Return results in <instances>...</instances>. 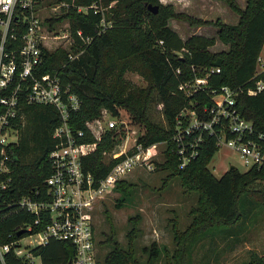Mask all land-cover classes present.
<instances>
[{
    "label": "trees",
    "instance_id": "trees-1",
    "mask_svg": "<svg viewBox=\"0 0 264 264\" xmlns=\"http://www.w3.org/2000/svg\"><path fill=\"white\" fill-rule=\"evenodd\" d=\"M62 1H67L69 6L44 23L54 28V22L68 21L74 43L69 50L44 48V61L37 73L58 76L64 86L80 96L81 108L69 117L73 130H85L82 140L94 141L86 122L98 117L103 108L113 115L123 108L146 128L137 143L143 147L165 143V167L172 176L181 179L186 190L199 193L191 223L185 230H174L173 253L167 248L159 250L154 243L142 248L147 256L142 259L135 245L138 219L130 217L127 245L120 244L112 229L99 243L110 247L103 259L98 255L99 264H191L188 255L193 244L208 231L220 228L223 238H238L245 228L236 232L233 227L243 219L248 220L256 202L264 206V189L260 183H264V164L245 171L236 167L218 177L208 166L219 149L217 136H206L195 159L181 167L173 135L182 110L193 109L205 119L208 117L205 108L212 103V96L223 86H230L239 89L235 107L242 117L252 122L255 129L252 138L264 149V89L257 94L248 93L249 89L256 88L259 80L264 81V74L256 76L258 58L264 47V0H246L244 6L238 0H222L238 15L236 23L203 20L160 0ZM150 4L159 6L158 13L150 11ZM171 19L185 20L193 26L213 24L217 31L215 35L192 33L184 38L170 25ZM78 30L83 36L92 37L89 46L78 36ZM22 32V29L16 30V38L9 35L7 50L21 44ZM218 42L227 48L212 50ZM70 55L75 57L71 59ZM213 68L221 71L210 74L203 89L191 94L179 89L184 82L207 76ZM125 71L143 75L147 86L132 85L123 78ZM154 108L164 117V125L156 120ZM23 110L25 123L21 126L18 142L11 147L13 154L8 162L12 183L9 189L0 191V238L11 231L17 234L19 231L15 229L26 220H32L22 208L7 205L6 201L31 194L34 189L45 190V179L52 172L49 155L56 144L53 132L61 123L59 112L51 105H25ZM119 141V134L106 132L96 152L83 159L84 170L93 175L95 185L122 158L108 159L104 155L105 151L112 152ZM132 185L121 180L115 190L128 194ZM243 196L254 199L250 205L245 198L251 208L245 213L241 207ZM41 229L43 225H37L34 231ZM33 252L43 264H72L75 257L74 244L68 240L50 239L46 245L36 246ZM6 261L7 264H31L14 254H8ZM243 264H264V254L253 252L250 260Z\"/></svg>",
    "mask_w": 264,
    "mask_h": 264
},
{
    "label": "built area",
    "instance_id": "built-area-1",
    "mask_svg": "<svg viewBox=\"0 0 264 264\" xmlns=\"http://www.w3.org/2000/svg\"><path fill=\"white\" fill-rule=\"evenodd\" d=\"M37 1L0 0V191L9 189L12 183L8 162L12 159L11 147L18 142L21 126L25 123L23 107L51 105L59 112L61 123L53 132L56 144L49 155L52 172L45 179V190L34 189L31 194L6 201L9 202L7 205L14 204L15 208H22L33 218L15 229L23 231L21 235L11 231L1 236L5 240L0 238V264H7L8 254L25 258L31 264H43L33 249L46 245L50 239L68 240L74 244L72 264H99L93 220L96 202L112 192L118 182L135 168L154 170V154L161 143L148 147L138 144V137H133L135 131L128 126L131 117L121 109L119 114L113 115L103 108L98 117L86 122L94 141L82 140L85 130H73L69 117L81 108L80 96L69 86H64L58 76L37 73L44 61L46 39L54 32L36 15ZM18 29L23 30L21 44L7 50L8 37L16 38ZM77 34L86 45L91 44L92 37L83 36L81 30ZM74 57L70 55L71 59ZM220 71V68H213L207 76L184 82L179 89L187 94L201 90L206 87L209 75ZM261 74H264L262 55L258 58L256 76ZM263 89L264 81L259 80L256 88L249 89L248 93L257 94ZM238 92L239 89L223 86L205 108L208 113L205 119L189 108L179 113L173 141L181 167L195 159L206 136H217L218 146L225 144L238 151L248 168L264 164V149L252 138L255 134L252 122L242 117L235 107ZM120 130L126 131L125 146L112 157L122 158L95 185L93 175L84 170L83 159L96 152L104 133L116 131L118 134ZM133 139L134 143L128 148ZM134 148L135 152L130 153L129 149ZM37 225H43V229L34 231ZM36 258L40 263H36Z\"/></svg>",
    "mask_w": 264,
    "mask_h": 264
},
{
    "label": "rangeland",
    "instance_id": "rangeland-1",
    "mask_svg": "<svg viewBox=\"0 0 264 264\" xmlns=\"http://www.w3.org/2000/svg\"><path fill=\"white\" fill-rule=\"evenodd\" d=\"M160 1L163 4H172L176 10L203 20L215 22L220 19L227 23L238 21V15L222 0ZM238 2L244 6L246 0H238ZM113 4L114 2L110 6ZM68 6L67 1L38 0L35 11L38 18L46 21L47 18L60 14L62 8ZM80 9L83 10L84 8ZM45 24L48 26L47 23ZM54 24V28L48 26L54 32L46 39V49L49 51H54L57 48L69 50L74 43V37L71 35L68 21L54 22ZM170 25L184 38L192 33L215 35L217 31V27L213 24L193 26L181 19H171ZM225 48H227L226 45L218 42L212 50L217 51ZM260 55L264 58V47ZM123 78L138 87H146L148 84L146 78L135 71H125ZM120 109L126 113L125 109ZM152 112L156 116V120L164 125V117L158 112V109L154 108ZM124 113H122L123 118L127 120ZM129 116L131 117V122H128L129 129L135 131L133 137L137 138L144 134L146 130L144 124L135 121L130 114ZM115 133L116 131H112V134ZM118 134L120 135L119 143L112 152L105 154L108 159L113 158L112 154L122 150L125 146L126 131L120 130ZM129 143L128 148L134 143V139L130 140ZM131 150L129 149V152ZM165 150V143H161L154 154L156 165L154 170L137 167L126 175L124 180L133 184L128 194L114 189L96 202L93 220L96 229V246L102 259L110 247L99 243L105 240L113 230L115 238L120 244L127 245L128 238L126 235L131 228L130 217L138 219L139 231L135 245L138 254H142V259L147 257L146 254L142 253V248L144 246L151 247L154 243L158 245L159 250L167 248L170 254L173 253L175 249L174 230H185L191 223L192 210L197 205L199 193L186 190L181 179L170 174L171 171L164 165L166 161ZM231 165L242 171L248 169L241 154L225 144L219 146L208 164L211 171L218 177L229 170ZM260 183L261 188L264 189V183ZM245 198L247 197L241 198L243 213L251 210L248 203L251 205V201L254 200L248 197V203H245ZM253 210L254 212L248 220L243 219L241 223L233 227L236 232L245 228V231H242L238 238L236 236L223 238L222 229L216 228L208 231L206 236L193 244L188 255L191 264H243L250 260L253 252L263 255L264 206L258 205L256 202ZM35 261L40 263L38 258Z\"/></svg>",
    "mask_w": 264,
    "mask_h": 264
},
{
    "label": "water",
    "instance_id": "water-1",
    "mask_svg": "<svg viewBox=\"0 0 264 264\" xmlns=\"http://www.w3.org/2000/svg\"><path fill=\"white\" fill-rule=\"evenodd\" d=\"M149 9H150V11L153 12V13H158V11H159V6H158V5H152V4H150V5H149ZM235 168H236V166H234V165H231V166H230V169H235ZM22 233H23V231H20L18 234L21 235Z\"/></svg>",
    "mask_w": 264,
    "mask_h": 264
},
{
    "label": "crops",
    "instance_id": "crops-1",
    "mask_svg": "<svg viewBox=\"0 0 264 264\" xmlns=\"http://www.w3.org/2000/svg\"><path fill=\"white\" fill-rule=\"evenodd\" d=\"M217 45V44H216Z\"/></svg>",
    "mask_w": 264,
    "mask_h": 264
}]
</instances>
